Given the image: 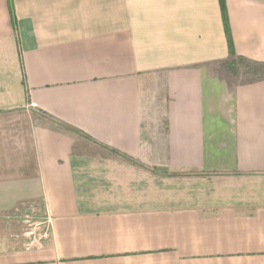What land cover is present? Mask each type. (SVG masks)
<instances>
[{
  "label": "crops",
  "instance_id": "obj_1",
  "mask_svg": "<svg viewBox=\"0 0 264 264\" xmlns=\"http://www.w3.org/2000/svg\"><path fill=\"white\" fill-rule=\"evenodd\" d=\"M0 264H264V0H0Z\"/></svg>",
  "mask_w": 264,
  "mask_h": 264
},
{
  "label": "built area",
  "instance_id": "obj_2",
  "mask_svg": "<svg viewBox=\"0 0 264 264\" xmlns=\"http://www.w3.org/2000/svg\"><path fill=\"white\" fill-rule=\"evenodd\" d=\"M20 224V232L14 235L15 240L22 241L24 251H31L43 246L50 238L51 218L40 215L35 204L23 203L10 215Z\"/></svg>",
  "mask_w": 264,
  "mask_h": 264
},
{
  "label": "rangeland",
  "instance_id": "obj_3",
  "mask_svg": "<svg viewBox=\"0 0 264 264\" xmlns=\"http://www.w3.org/2000/svg\"><path fill=\"white\" fill-rule=\"evenodd\" d=\"M223 70L225 71V73L227 74V76L230 77V78L235 77V74L238 73L239 74V80L240 81H245V80H247V79H249L251 77L249 75L250 68H247L246 65H243V64H240V63L238 64V68L237 69H234L233 71L228 70V68H224ZM15 224H16V226L18 228L21 227L19 223H15Z\"/></svg>",
  "mask_w": 264,
  "mask_h": 264
},
{
  "label": "trees",
  "instance_id": "obj_4",
  "mask_svg": "<svg viewBox=\"0 0 264 264\" xmlns=\"http://www.w3.org/2000/svg\"><path fill=\"white\" fill-rule=\"evenodd\" d=\"M224 19H225V16H224ZM228 41H229V49H230V56L232 57V61H230L228 64H227V68H228V70H230V71H233L234 69H235V65H234V61H235V55H234V53H233V51H232V45H231V42H230V39H229V37H228ZM237 61H239L240 63H244V61L243 60H237Z\"/></svg>",
  "mask_w": 264,
  "mask_h": 264
}]
</instances>
